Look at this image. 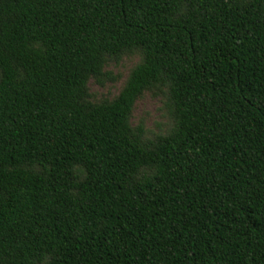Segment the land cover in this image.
<instances>
[{
	"label": "trees",
	"instance_id": "1",
	"mask_svg": "<svg viewBox=\"0 0 264 264\" xmlns=\"http://www.w3.org/2000/svg\"><path fill=\"white\" fill-rule=\"evenodd\" d=\"M0 264H264V0H0Z\"/></svg>",
	"mask_w": 264,
	"mask_h": 264
},
{
	"label": "rangeland",
	"instance_id": "2",
	"mask_svg": "<svg viewBox=\"0 0 264 264\" xmlns=\"http://www.w3.org/2000/svg\"><path fill=\"white\" fill-rule=\"evenodd\" d=\"M137 61L138 59L136 57L124 58L118 64L108 66V70L111 71L113 75L117 76V81L115 83H106L104 87H100L90 81L88 83V89L93 95V98H112L115 96L123 85L130 69ZM160 108L161 105L157 99L150 97L148 94H144L143 97L135 103L131 123L136 124L139 119H142L145 127L152 132L165 129L167 120Z\"/></svg>",
	"mask_w": 264,
	"mask_h": 264
}]
</instances>
